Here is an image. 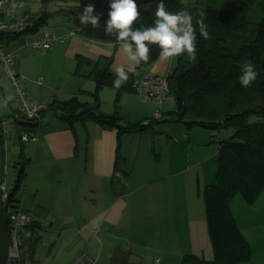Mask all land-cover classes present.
Listing matches in <instances>:
<instances>
[{
  "label": "crops",
  "instance_id": "0c3cea01",
  "mask_svg": "<svg viewBox=\"0 0 264 264\" xmlns=\"http://www.w3.org/2000/svg\"><path fill=\"white\" fill-rule=\"evenodd\" d=\"M25 11L29 12L26 8ZM46 28L60 36L74 30L68 20L61 19L47 22L43 29ZM66 42L69 43L50 54V57L59 58L61 72L57 76L48 77V84L40 85L35 82L29 85L34 81L30 71L16 69L21 77L30 81L26 90L33 103L48 108L54 101L63 102L78 97L81 103L91 104L93 99L90 95L95 92L96 84L87 77L95 61L99 57L113 58V74L116 67L127 65L118 44L86 39L79 34L70 37ZM80 57L90 59L92 63L82 65L77 74ZM175 65L176 59L167 62L158 59L144 68L139 64L135 69V82L148 76L166 77ZM131 74L133 73H129V76ZM60 75L62 84L61 80H56ZM45 85H48V88L42 90ZM116 97L117 92L114 89L104 88L100 93L101 111L106 116H112L117 108L123 125L148 124L151 119H165L167 113L175 108L172 101L173 103H166L169 105H166L164 112V108L158 112L160 107L157 104L143 101L133 92L122 94L118 105L115 106ZM9 102V115L3 118L8 119V124L5 143L2 150L0 149V172L3 171V183L0 185L7 192H11L18 172L24 165L25 178L16 198L20 201L22 210L37 218L33 239L26 242L28 249H25L24 259L28 264H37L35 252L41 241L42 231L53 237L55 242L57 239L59 243L65 242V251L72 247L75 251L82 245L83 250L80 252H87L97 258L104 255V251L109 256L121 251L125 256L129 255V258L134 257L144 263L150 253L158 251L165 258L164 264H181L186 255H196L206 261L214 259L205 202L192 188V180L195 178L198 185V180L193 175L199 176L201 173L202 187L214 184L207 180L206 169L207 163L214 156H218L220 135L217 136V149L214 150V147L210 146L199 157L191 153L183 157L178 151L171 152L175 148L182 149L176 141H172L173 145L168 146L169 155L153 156V149L147 147L145 154H141L135 143L138 139L140 147L151 140L153 144L158 136L140 132L126 134L122 136L119 147L116 129H104L97 123H88L86 126L77 123L72 131L53 113L46 114L38 127L29 133L14 120L19 108L14 93L13 100ZM0 110L2 113L6 111L2 107ZM8 125L17 126L19 141L22 144L18 162L14 164L17 177L15 176V181L9 186L4 182L6 164L9 162L7 155L13 144L12 132L8 130ZM191 130H186L187 140V133ZM23 133H28L29 139L23 140ZM189 142L192 146L191 140ZM118 151L123 162H120L117 168ZM121 183L124 184L122 191L119 187ZM240 204L241 225L233 215L241 233L251 245L252 260L254 257H262L263 263L259 262L264 264V253L255 254L257 244H253L256 241L251 233L255 230V233H261L260 241L264 238V193L251 205L241 197V203L238 205ZM232 205L231 202L230 209ZM254 216L258 217V220H255ZM135 235L137 237H134ZM123 241L128 242L126 247L121 245ZM153 242L161 244L155 245ZM183 243L185 245L182 246ZM55 245L48 248L54 251ZM26 252L29 253V262L26 260ZM157 260L161 263L160 259Z\"/></svg>",
  "mask_w": 264,
  "mask_h": 264
},
{
  "label": "trees",
  "instance_id": "16d2710c",
  "mask_svg": "<svg viewBox=\"0 0 264 264\" xmlns=\"http://www.w3.org/2000/svg\"><path fill=\"white\" fill-rule=\"evenodd\" d=\"M49 2L58 5V13L70 21L77 35L117 45L114 37L104 35L111 0L43 1L44 4ZM160 2L136 0L140 18L134 27L152 26ZM163 2L166 10L173 13L184 8L181 0ZM89 3L95 4L97 13H104L100 26L95 29L79 21V14ZM187 10L193 15L196 28L197 61L192 63L185 56L177 57L175 67L166 76L169 96L173 98L175 108L167 113L165 119H152L148 124L123 125L117 108L114 115H104L100 93L104 88L114 89L115 74L111 71L113 58L99 57L87 77L96 84L95 92L90 95L93 103H81L78 97L63 102L54 101L42 111L41 121L46 114L53 113L72 131L77 123L84 126L97 123L104 129H116L119 147L123 135L139 132L162 135L167 123L183 124L187 130L204 128L215 133L216 137L226 132L227 140L224 142L220 138L219 141L216 183L204 186L199 192L205 202L214 259L206 261L196 255H186L181 264L248 263L252 260L253 251L237 225L230 204L236 196L241 195L251 205L264 193V0H194L188 1ZM30 14L33 24L29 30L34 34L40 32L52 17L47 12ZM201 14L205 17L211 37L208 40L199 35L196 24ZM0 41L9 44L10 39L1 35ZM158 57L159 49L151 46L149 61L141 62L140 66H150ZM245 61L251 62L259 73L248 89L243 88L239 80L241 65ZM86 63L91 65L92 61L79 58L77 74ZM136 79L137 73L134 72L126 84L114 89L117 92L115 106L125 92L136 93L133 88ZM18 122L29 133L39 124L23 120ZM120 162H123V158L118 151L117 168ZM24 168L23 165L19 170L15 186L9 193L7 206L14 210L20 208L16 194L25 178ZM119 187L122 191L124 184L121 183Z\"/></svg>",
  "mask_w": 264,
  "mask_h": 264
},
{
  "label": "rangeland",
  "instance_id": "374dc122",
  "mask_svg": "<svg viewBox=\"0 0 264 264\" xmlns=\"http://www.w3.org/2000/svg\"><path fill=\"white\" fill-rule=\"evenodd\" d=\"M25 8H26V10H29V12H31V13L47 12V13L52 14V17L48 21L49 23L52 20H57V19H61V21L67 20V18L62 16L61 13H58L59 7L54 2H49L48 4H44L43 2H35L34 1L32 3L27 4ZM68 22L70 23L69 20H68ZM55 24H56V22L53 24V26ZM50 26H52V25L50 24ZM56 32H58V31H56ZM68 43L69 42L57 44L49 52H41L38 50H29L26 52H22L16 61V69L19 71H20V69L30 71V74L33 76V79H34L33 82L32 81L30 82L29 80L27 81L23 77L25 79V84L28 85L30 82L29 85H31V84H35V82H37L40 85H44V84H48V82H49L48 77L57 76L61 72V68H60V64H59L60 60L58 57H50V54L52 53V51L58 49L59 47H61L63 45H66ZM17 70H16V72H17ZM3 77H4V75L0 76V102L4 101L8 96L13 97V93H14L13 90L11 89V87L9 86L7 80L4 79L5 77L4 78ZM60 77H61V75L58 76L56 80L60 81L61 80ZM61 84H62V80H61ZM9 87H10V89H9ZM34 87H36V85L32 86V89ZM47 88H48V85H45L44 88H42V90H45ZM169 102H172V101L171 100L165 101L160 106H159V104H157V106L160 107V110H158V112H161L162 108H164V110L162 111V112H164L167 108L166 105H169L166 103H169ZM8 104H11V103L8 102ZM0 109H1V107H0ZM2 109H5L6 111H4V113H2V111L0 110V118H4V117L8 116L9 112H10L8 105L6 108L2 107ZM9 129L12 132L11 136L13 138H11V139L13 140V142H11V143H13V144H12V146H10V149L8 151L9 154L7 155V159H9V162H7V164H6L7 168H6V171L4 173L5 174L4 175V182L8 186L11 184V182L13 180L15 181L14 178L17 175V171L15 169L14 164L18 162L17 160H18V156H19V151H20V148L22 145L19 141V131H18L19 129H17V126L8 125V130ZM163 130L166 131V134L165 135L164 134L157 135L158 137L155 138L153 144H152V140H151V142L149 141L148 143L143 144L140 147L139 144H141V143L137 139L138 142L135 143V145L138 147V149L140 148L141 154H145V148L147 151V147H149L150 150L153 149L155 151L154 153L151 154L153 156L169 155L170 149L168 146L173 145L172 141H176L178 144H180L182 146V149L179 150V148H175V149L171 150V152H177L178 151L179 155H181L183 157H187L190 153H191V155L197 154V157H199L203 153H205L204 150L206 148L213 146L214 150H215V148L217 149V147H218V139L216 136H214L215 133H213L209 130H206L204 128H192V130L187 133L189 135L188 140L185 138L187 129L183 124L167 123L163 127ZM187 131H189V130H187ZM190 140H191L192 146L190 145V142H189ZM206 145H208V146H206ZM1 150H0V152H1ZM207 151L209 154L210 149ZM136 152H137V149H135V154H136ZM216 158L217 157L214 156V158L210 162L207 163V169H206L207 180L214 182V184L216 183V176H217V171H218V165H217ZM2 174H3V171L0 172V183H3ZM202 176L203 175L201 173L199 174V176L197 174L193 175V177H196V179L198 180V185H197V182H195V178H193V180H192V182H193L192 188H194V190H196V192L200 195V199H202L201 198L202 195L198 191H201L203 189V187H202L203 185L201 186V184H203ZM239 203H241V195L236 196L232 200L233 205L231 207V211L236 216V218L239 221V224L241 225V204L238 205ZM257 218L258 217L254 216L255 220H258ZM254 231H252L251 233H253L252 236H253V238H255V241H256V243H253V244L254 245L257 244L255 246V249H256L255 254L264 253V238H263V240L260 241L259 236L261 235V233H255ZM42 232L43 233L40 234L41 235V241H40L39 245L37 246L36 252H35V262L37 264H69L73 260L72 258L75 255H77L80 251L83 250L82 245H80L78 247V249L75 251H73V249H72L73 247L69 248L65 251V248H66L65 242L60 241V243H59V239H57V241L55 242L53 240V237H49V234L47 232H44V231H42ZM262 236L264 237V235H262ZM134 237H137V235H135ZM153 244L160 245L161 243L153 242ZM51 245L56 246L54 251H51V249L48 248V246H51ZM121 245L122 246L124 245L126 247L128 245V242L123 241V243H121ZM183 245H185V244L183 243L182 246ZM129 248H130V244H129ZM25 249L26 250L28 249L27 244H25ZM147 252H151V251H147ZM26 253H27L26 254L27 255L26 260L28 261L29 253L28 252H26ZM103 254L104 255H100L98 257L99 264H158L156 262L157 259L161 260V263H159V264H164V262H165L164 256L161 253H159L158 251H154V252L150 253L147 256L144 263H140L142 260H139V259L137 260V258H134V257L129 258V255L125 256L123 254V252H121V251L115 252V253L111 254L110 256H109V254H106V251H104ZM106 255H108V257ZM259 261L262 262V257H258V258L254 257L253 260L250 261V263L261 264Z\"/></svg>",
  "mask_w": 264,
  "mask_h": 264
},
{
  "label": "built area",
  "instance_id": "2783aa9c",
  "mask_svg": "<svg viewBox=\"0 0 264 264\" xmlns=\"http://www.w3.org/2000/svg\"><path fill=\"white\" fill-rule=\"evenodd\" d=\"M45 0H0V36L9 37V44L0 41V74L4 75L12 88L19 104L18 113L14 116L16 122H41V113L47 107L37 105L28 97L25 79L16 72V61L22 52L38 50L51 51L57 44L65 43L70 37L76 36L73 30L67 35H57L47 28L38 33H32L29 28L33 24L31 14L25 11L27 4ZM136 94L143 101L153 102L159 106L165 101H173L169 96V84L166 77L148 76L134 83ZM28 133L22 134V139H29ZM8 203V201H7ZM6 215L9 232L8 264H28L24 259L25 244L33 239L37 218L24 210L12 209L6 205ZM157 263L158 260L156 261ZM69 264H99L96 257L87 252H81Z\"/></svg>",
  "mask_w": 264,
  "mask_h": 264
},
{
  "label": "clouds",
  "instance_id": "9594fccd",
  "mask_svg": "<svg viewBox=\"0 0 264 264\" xmlns=\"http://www.w3.org/2000/svg\"><path fill=\"white\" fill-rule=\"evenodd\" d=\"M184 8L173 13L166 10L161 0L158 3L152 26L134 27L140 18L139 6L136 0H111L104 24V35L114 37L119 51L127 60V65L121 64L115 68L113 88L120 89L129 80V73H134L136 66L141 62L147 63L150 59L151 46L159 49L158 59L162 62L185 56L187 61H197L196 28L193 25V15L187 10L188 0H181ZM104 13H97L95 4L84 6L79 14L82 25L100 26V19ZM199 35L210 39L203 14L197 19ZM255 66L245 61L241 65L240 84L243 88H251L258 77ZM13 99L8 96L0 102V107L6 108ZM158 115V114H157Z\"/></svg>",
  "mask_w": 264,
  "mask_h": 264
},
{
  "label": "water",
  "instance_id": "95a60500",
  "mask_svg": "<svg viewBox=\"0 0 264 264\" xmlns=\"http://www.w3.org/2000/svg\"><path fill=\"white\" fill-rule=\"evenodd\" d=\"M8 119L0 118V149L4 146V141L7 135ZM220 138L222 141L227 140V133L221 132ZM9 192H7L2 185H0V264H8L9 258V232L8 221L6 215V205L9 199Z\"/></svg>",
  "mask_w": 264,
  "mask_h": 264
}]
</instances>
